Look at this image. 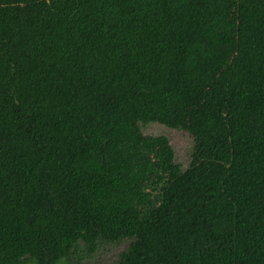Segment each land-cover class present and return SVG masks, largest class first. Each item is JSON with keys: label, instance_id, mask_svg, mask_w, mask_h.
<instances>
[{"label": "trees", "instance_id": "obj_1", "mask_svg": "<svg viewBox=\"0 0 264 264\" xmlns=\"http://www.w3.org/2000/svg\"><path fill=\"white\" fill-rule=\"evenodd\" d=\"M122 242L264 264V0H0V264Z\"/></svg>", "mask_w": 264, "mask_h": 264}, {"label": "rangeland", "instance_id": "obj_2", "mask_svg": "<svg viewBox=\"0 0 264 264\" xmlns=\"http://www.w3.org/2000/svg\"><path fill=\"white\" fill-rule=\"evenodd\" d=\"M142 134L147 137H166L175 153L176 163L186 169L190 162L192 140L186 131L171 130L162 125L142 127ZM127 243L111 245L102 249L91 259H85L82 264H117L119 254L126 248Z\"/></svg>", "mask_w": 264, "mask_h": 264}]
</instances>
